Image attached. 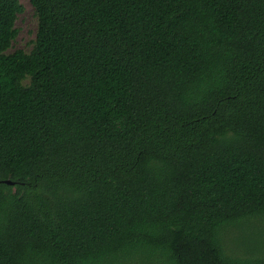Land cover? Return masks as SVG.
I'll return each instance as SVG.
<instances>
[{
  "label": "trees",
  "instance_id": "trees-1",
  "mask_svg": "<svg viewBox=\"0 0 264 264\" xmlns=\"http://www.w3.org/2000/svg\"><path fill=\"white\" fill-rule=\"evenodd\" d=\"M0 0V264H264V0ZM13 184H7L6 180Z\"/></svg>",
  "mask_w": 264,
  "mask_h": 264
},
{
  "label": "rangeland",
  "instance_id": "rangeland-1",
  "mask_svg": "<svg viewBox=\"0 0 264 264\" xmlns=\"http://www.w3.org/2000/svg\"><path fill=\"white\" fill-rule=\"evenodd\" d=\"M20 2L24 6V11L16 20L18 36L14 40L10 51L16 48L30 50L37 30L38 19L30 0H20ZM254 239L256 241L264 239V219H255L240 228L234 227L230 229L226 243L229 248L242 255L250 248L257 246Z\"/></svg>",
  "mask_w": 264,
  "mask_h": 264
},
{
  "label": "water",
  "instance_id": "water-1",
  "mask_svg": "<svg viewBox=\"0 0 264 264\" xmlns=\"http://www.w3.org/2000/svg\"><path fill=\"white\" fill-rule=\"evenodd\" d=\"M5 182H6L7 184H13V181L10 180V179H9V180H6Z\"/></svg>",
  "mask_w": 264,
  "mask_h": 264
}]
</instances>
